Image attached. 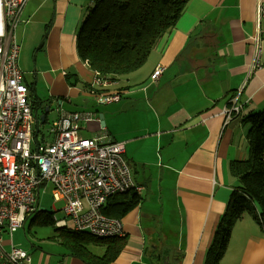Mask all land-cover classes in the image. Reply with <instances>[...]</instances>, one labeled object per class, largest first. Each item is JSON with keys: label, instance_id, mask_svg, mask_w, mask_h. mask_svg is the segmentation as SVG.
<instances>
[{"label": "crops", "instance_id": "crops-1", "mask_svg": "<svg viewBox=\"0 0 264 264\" xmlns=\"http://www.w3.org/2000/svg\"><path fill=\"white\" fill-rule=\"evenodd\" d=\"M92 1L27 0L15 40L19 51L32 54L26 67L31 89L38 88L41 105H54V119L57 108L95 115L80 122V137L124 144V160L141 190L128 193L138 201L120 219L124 246L110 264H204L236 187L228 165L247 157L243 121L264 110V21L256 17L264 0H189L143 66L107 86L95 85L76 52ZM257 31L262 66L250 71ZM157 67L162 72L152 79ZM91 89L119 92V102L97 104ZM237 95L239 109L227 120ZM244 215L219 264H264V232ZM61 239L48 253L22 251L29 264H88L73 252L72 240ZM8 242L4 237L6 252ZM91 245L94 251L85 245L91 254L103 255L104 246Z\"/></svg>", "mask_w": 264, "mask_h": 264}, {"label": "built area", "instance_id": "built-area-1", "mask_svg": "<svg viewBox=\"0 0 264 264\" xmlns=\"http://www.w3.org/2000/svg\"><path fill=\"white\" fill-rule=\"evenodd\" d=\"M26 2L0 0V264H29L30 257L13 246L11 239L27 218L42 211L38 208L39 191L46 185L51 187L53 204L62 203L61 211L71 222L68 226L65 220L52 218L54 226L97 239L124 235L121 220L102 211L107 199L141 190L124 160L123 143L79 136L80 122L91 121L95 115L57 108L48 130L50 142L39 133L38 115L32 101L27 100L28 89L17 62L15 30ZM256 17L258 24L264 21V2L257 4ZM259 43L257 31L250 71L262 66ZM161 72L162 68L157 67L151 78ZM93 74L96 86L110 84ZM88 94L97 104L117 103L120 99L119 92L98 93L91 89ZM237 101L238 95L233 98L232 108L225 111L227 120L231 112L238 111ZM4 237L9 241L8 252L4 250Z\"/></svg>", "mask_w": 264, "mask_h": 264}, {"label": "trees", "instance_id": "trees-1", "mask_svg": "<svg viewBox=\"0 0 264 264\" xmlns=\"http://www.w3.org/2000/svg\"><path fill=\"white\" fill-rule=\"evenodd\" d=\"M188 1L93 0L77 33L78 58L87 63L98 79L114 83L143 66L156 42L176 24ZM41 103L36 99L32 107ZM243 123L247 126V157L228 165L236 187L219 219L204 264H219L233 226L245 213L264 232V110L250 113ZM137 201L135 194L111 196L102 211L108 217L121 219ZM37 217L41 225L55 227L52 214L41 211ZM60 232L61 238L72 240L69 244L73 252L77 251V256L88 264H110L124 246L121 237L97 239L64 228ZM89 244L104 246L103 255L91 254L85 248Z\"/></svg>", "mask_w": 264, "mask_h": 264}, {"label": "rangeland", "instance_id": "rangeland-1", "mask_svg": "<svg viewBox=\"0 0 264 264\" xmlns=\"http://www.w3.org/2000/svg\"><path fill=\"white\" fill-rule=\"evenodd\" d=\"M17 62L21 68L24 83L28 88V98L29 102L35 101L38 98V88L34 91H31V78H33V74L26 69L27 65L32 63V54L25 53L23 51H19ZM37 97V98H36ZM33 111L40 116L41 108L46 106L45 104L40 105L33 104ZM50 111L47 116V121L38 126V131L41 135H44L45 141L50 142V138L48 137V130L50 127V122L55 117L54 105H49ZM132 192V191H131ZM136 192V191H134ZM130 193V192H128ZM138 193V192H136ZM62 203L53 204L51 197V187L50 185H46L41 188L39 191V209L43 210H52V218L55 220H65L67 225L70 226L71 222L68 218L65 217L62 209ZM41 211L33 213L30 219H27L24 223L23 229H18L13 233V243L14 246L23 250L26 254L30 253H48L50 249H53L54 246L57 248L60 247L62 243V239L60 238L61 232L60 229L52 226H43L38 222L37 214ZM36 216V217H35ZM248 215H244L247 218ZM62 237V236H61ZM8 250L9 246H5ZM88 248L94 251V246L89 244Z\"/></svg>", "mask_w": 264, "mask_h": 264}, {"label": "water", "instance_id": "water-1", "mask_svg": "<svg viewBox=\"0 0 264 264\" xmlns=\"http://www.w3.org/2000/svg\"><path fill=\"white\" fill-rule=\"evenodd\" d=\"M50 111V106H45V109H44V114L40 115L38 117V120H39V124H43L44 123V120H45V117L44 115L47 114L48 112ZM99 122H100V125L101 127L103 128L104 127V122L102 120V116H99ZM36 132H37V129H36ZM39 143H41L40 139H38ZM45 213L47 214H51V210H43Z\"/></svg>", "mask_w": 264, "mask_h": 264}, {"label": "flooded vegetation", "instance_id": "flooded-vegetation-1", "mask_svg": "<svg viewBox=\"0 0 264 264\" xmlns=\"http://www.w3.org/2000/svg\"><path fill=\"white\" fill-rule=\"evenodd\" d=\"M46 106H48V105H46ZM40 107H41V106H40ZM41 109H42V110H41V113H40V115L44 114V109H45V106H43ZM48 113H49V112H48ZM48 113L44 115V117H45L44 123L47 121V116H48Z\"/></svg>", "mask_w": 264, "mask_h": 264}]
</instances>
